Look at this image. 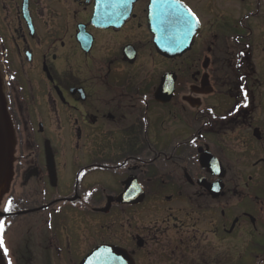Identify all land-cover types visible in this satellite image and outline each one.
I'll return each instance as SVG.
<instances>
[{
  "label": "flooded vegetation",
  "instance_id": "obj_1",
  "mask_svg": "<svg viewBox=\"0 0 264 264\" xmlns=\"http://www.w3.org/2000/svg\"><path fill=\"white\" fill-rule=\"evenodd\" d=\"M96 1L130 10L119 27L97 29ZM180 1L201 30L170 60L153 47L149 0H0L17 140L0 210L30 212L0 220L9 264H80L99 245L133 264H264V188L249 183L230 196L226 149L211 146L212 134L246 121L258 96V80L238 90L219 75L231 47L242 65L231 42L242 22L215 0ZM206 153L221 178L200 166ZM126 184L139 187L138 204L116 202Z\"/></svg>",
  "mask_w": 264,
  "mask_h": 264
},
{
  "label": "rangeland",
  "instance_id": "obj_2",
  "mask_svg": "<svg viewBox=\"0 0 264 264\" xmlns=\"http://www.w3.org/2000/svg\"><path fill=\"white\" fill-rule=\"evenodd\" d=\"M240 1L241 0H215L216 10H226V12H224L227 14L226 17L234 13L236 16L235 19L238 18V21H241L242 25L245 27L244 30L241 27L240 29L243 31V40L245 41L247 38L250 44V48L247 51L250 54L251 67H248V69L253 71L251 78L258 80V87H260V89L257 90L258 96L255 102L250 106L252 110L251 115L245 119L246 121L243 122L240 127H230L226 129V134L224 135L221 134L217 136L212 134L211 136V146L217 149L216 152L226 149V156L224 159L230 170L228 176L230 196L235 194V190L238 191L239 194L242 193L244 185H239L241 173L245 181L251 176L253 183L262 182L264 173L263 166L261 170H258L259 167L255 168V166H253L259 159H264V140L262 142H257L252 137V130L254 127H258L264 136V15L259 0H242V3ZM239 10H241V16L238 14ZM245 15H247L248 20L244 19ZM247 35L249 36L247 37ZM230 49V65L226 67L230 68V78L236 81L237 76L233 70L235 66V64H233L234 53L233 48ZM225 70L226 68L223 70L220 69V71L223 72H225ZM241 72L244 75L248 71L244 68V71ZM220 74L221 72H219V75ZM261 97L262 102H260ZM229 103L230 101L226 99V104Z\"/></svg>",
  "mask_w": 264,
  "mask_h": 264
},
{
  "label": "water",
  "instance_id": "obj_3",
  "mask_svg": "<svg viewBox=\"0 0 264 264\" xmlns=\"http://www.w3.org/2000/svg\"><path fill=\"white\" fill-rule=\"evenodd\" d=\"M102 10H108L104 6ZM99 11L97 12V14ZM101 13V11H100ZM188 9L176 0H153L150 10V30L155 36V47L159 54L173 58L186 52L199 31V25ZM106 27V26H104ZM254 137L260 139L258 131ZM15 137L8 112V102L0 70V199L8 191L12 177V156ZM200 161L203 167L213 169L211 157L202 155ZM218 164V163H217ZM132 186L126 185L125 194L119 202H127L128 190ZM0 264H4L0 254ZM83 264H132L129 257L115 248H98L92 252Z\"/></svg>",
  "mask_w": 264,
  "mask_h": 264
},
{
  "label": "snow or ice",
  "instance_id": "obj_4",
  "mask_svg": "<svg viewBox=\"0 0 264 264\" xmlns=\"http://www.w3.org/2000/svg\"><path fill=\"white\" fill-rule=\"evenodd\" d=\"M189 15L191 16L192 14L189 13ZM193 19H194V17H193ZM10 210H11V201H9L8 204H6L4 211L5 212H8ZM0 223H2V222H0ZM0 248H3V242H2V240H0ZM4 252H5V255H6L7 254V249H4Z\"/></svg>",
  "mask_w": 264,
  "mask_h": 264
}]
</instances>
